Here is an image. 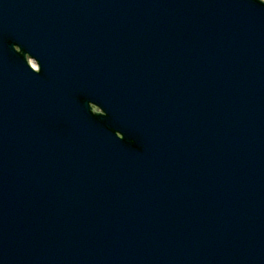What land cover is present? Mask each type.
<instances>
[{"label":"water","instance_id":"95a60500","mask_svg":"<svg viewBox=\"0 0 264 264\" xmlns=\"http://www.w3.org/2000/svg\"><path fill=\"white\" fill-rule=\"evenodd\" d=\"M0 264H264V0H0Z\"/></svg>","mask_w":264,"mask_h":264}]
</instances>
